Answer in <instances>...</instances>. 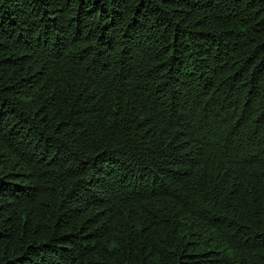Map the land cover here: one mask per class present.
<instances>
[{"label":"trees","instance_id":"obj_1","mask_svg":"<svg viewBox=\"0 0 264 264\" xmlns=\"http://www.w3.org/2000/svg\"><path fill=\"white\" fill-rule=\"evenodd\" d=\"M0 264H264V0H0Z\"/></svg>","mask_w":264,"mask_h":264}]
</instances>
